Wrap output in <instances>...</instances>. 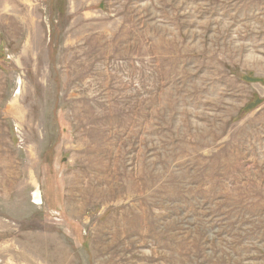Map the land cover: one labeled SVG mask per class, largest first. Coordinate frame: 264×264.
Instances as JSON below:
<instances>
[{
	"label": "rangeland",
	"instance_id": "rangeland-1",
	"mask_svg": "<svg viewBox=\"0 0 264 264\" xmlns=\"http://www.w3.org/2000/svg\"><path fill=\"white\" fill-rule=\"evenodd\" d=\"M0 264H264V0H0Z\"/></svg>",
	"mask_w": 264,
	"mask_h": 264
}]
</instances>
